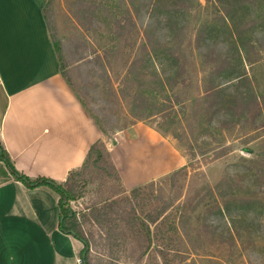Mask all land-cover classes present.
<instances>
[{
  "label": "rangeland",
  "instance_id": "rangeland-1",
  "mask_svg": "<svg viewBox=\"0 0 264 264\" xmlns=\"http://www.w3.org/2000/svg\"><path fill=\"white\" fill-rule=\"evenodd\" d=\"M44 16L108 153L71 203L88 263L264 264V0H52ZM164 204L177 231L151 225L146 250L128 217Z\"/></svg>",
  "mask_w": 264,
  "mask_h": 264
},
{
  "label": "crops",
  "instance_id": "crops-1",
  "mask_svg": "<svg viewBox=\"0 0 264 264\" xmlns=\"http://www.w3.org/2000/svg\"><path fill=\"white\" fill-rule=\"evenodd\" d=\"M48 0H0V139L15 168L64 185L102 132L62 76ZM59 196L0 183V264H77L84 246L59 229Z\"/></svg>",
  "mask_w": 264,
  "mask_h": 264
},
{
  "label": "trees",
  "instance_id": "trees-1",
  "mask_svg": "<svg viewBox=\"0 0 264 264\" xmlns=\"http://www.w3.org/2000/svg\"><path fill=\"white\" fill-rule=\"evenodd\" d=\"M52 0H49L47 5H51ZM60 62V59H59ZM61 64V63H60ZM216 95L225 94L226 89H212ZM244 98V95H240L236 100H241ZM249 102L252 105L255 104V98H250ZM102 143L99 141L95 143L88 154L87 160L83 167V170L79 172H72L69 175L67 182L64 185L56 183L54 180L39 177L37 179H31L25 174L19 172L12 163V160L9 154L5 151L1 139H0V183L13 180L23 184L29 190H36L39 188H48L55 194L59 196V207L61 211L60 220H59V229L65 234L74 237L76 240L81 242L84 246V250L81 253V261L83 264L88 263L89 255V243L85 239V234L82 230V226L79 223L77 214L71 209V203L76 201L79 197L77 192V182L76 179L83 175L84 172L88 169V166L91 163L99 164L105 160V154H108L104 149V152L101 149ZM180 173V172H179ZM179 173H175L171 179L175 178ZM119 180V178H117ZM156 183H152L144 188H139L131 192V199L127 200L129 203H133L140 198L141 192L144 190L152 189L156 187ZM114 206H118V202H113L110 204H105L99 208H94L91 212L93 218L97 214L96 219H102L106 215V211L112 210ZM169 210V205H162L156 212L152 213H143V216L138 215L135 208H132V215L128 214L127 225L131 228L138 229V232L146 242V250L150 249L153 244V238L151 225L159 226L161 225L167 231H177L175 224L170 221V216H168L167 211ZM134 213V214H133Z\"/></svg>",
  "mask_w": 264,
  "mask_h": 264
},
{
  "label": "built area",
  "instance_id": "built-area-1",
  "mask_svg": "<svg viewBox=\"0 0 264 264\" xmlns=\"http://www.w3.org/2000/svg\"><path fill=\"white\" fill-rule=\"evenodd\" d=\"M77 264H83L82 261L80 260Z\"/></svg>",
  "mask_w": 264,
  "mask_h": 264
}]
</instances>
